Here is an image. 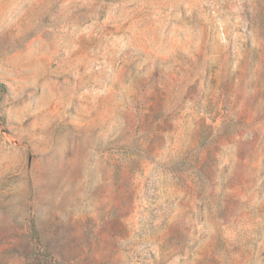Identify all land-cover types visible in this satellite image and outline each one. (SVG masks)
<instances>
[{
  "label": "rangeland",
  "instance_id": "rangeland-1",
  "mask_svg": "<svg viewBox=\"0 0 264 264\" xmlns=\"http://www.w3.org/2000/svg\"><path fill=\"white\" fill-rule=\"evenodd\" d=\"M0 264H264V0H0Z\"/></svg>",
  "mask_w": 264,
  "mask_h": 264
},
{
  "label": "trees",
  "instance_id": "trees-1",
  "mask_svg": "<svg viewBox=\"0 0 264 264\" xmlns=\"http://www.w3.org/2000/svg\"><path fill=\"white\" fill-rule=\"evenodd\" d=\"M4 89V85L0 84V90Z\"/></svg>",
  "mask_w": 264,
  "mask_h": 264
}]
</instances>
